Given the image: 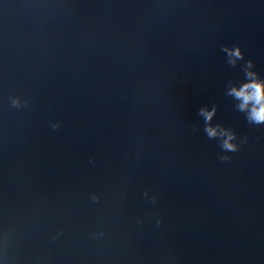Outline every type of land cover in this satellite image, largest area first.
<instances>
[{
	"label": "water",
	"instance_id": "water-1",
	"mask_svg": "<svg viewBox=\"0 0 264 264\" xmlns=\"http://www.w3.org/2000/svg\"><path fill=\"white\" fill-rule=\"evenodd\" d=\"M249 71L264 0H0V264H264Z\"/></svg>",
	"mask_w": 264,
	"mask_h": 264
},
{
	"label": "clouds",
	"instance_id": "clouds-1",
	"mask_svg": "<svg viewBox=\"0 0 264 264\" xmlns=\"http://www.w3.org/2000/svg\"><path fill=\"white\" fill-rule=\"evenodd\" d=\"M230 55L234 57H240L241 52L239 48L235 50H229ZM233 62H235L233 60ZM252 79L249 82L242 84L239 88L233 87L230 92L241 100L239 107L243 110L249 109V119L257 123L264 122V80H260L256 77V74L249 71L247 73ZM207 119H210L213 112L201 110ZM214 111V109H213ZM209 135H216L217 129L209 127ZM220 135H226V139L223 142V146L227 149H234L235 145L231 143L233 134L227 131H221Z\"/></svg>",
	"mask_w": 264,
	"mask_h": 264
}]
</instances>
